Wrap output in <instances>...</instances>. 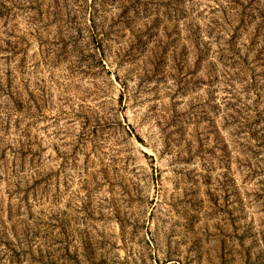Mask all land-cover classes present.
Instances as JSON below:
<instances>
[{"label":"rangeland","instance_id":"rangeland-1","mask_svg":"<svg viewBox=\"0 0 264 264\" xmlns=\"http://www.w3.org/2000/svg\"><path fill=\"white\" fill-rule=\"evenodd\" d=\"M0 264H264V0H0Z\"/></svg>","mask_w":264,"mask_h":264}]
</instances>
